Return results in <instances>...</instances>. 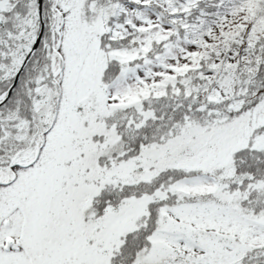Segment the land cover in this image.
Segmentation results:
<instances>
[{"label": "snow or ice", "instance_id": "snow-or-ice-1", "mask_svg": "<svg viewBox=\"0 0 264 264\" xmlns=\"http://www.w3.org/2000/svg\"><path fill=\"white\" fill-rule=\"evenodd\" d=\"M0 264H264V0H0Z\"/></svg>", "mask_w": 264, "mask_h": 264}]
</instances>
